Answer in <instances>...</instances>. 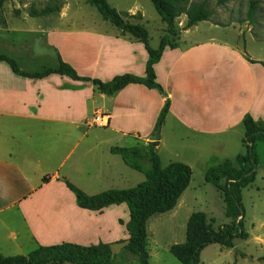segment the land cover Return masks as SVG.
Here are the masks:
<instances>
[{
  "label": "crops",
  "instance_id": "crops-1",
  "mask_svg": "<svg viewBox=\"0 0 264 264\" xmlns=\"http://www.w3.org/2000/svg\"><path fill=\"white\" fill-rule=\"evenodd\" d=\"M199 30L197 25L180 30L175 48L167 47L155 64L162 93L131 84L105 95L90 84L56 74L24 78L0 62L1 256L27 257L40 246L63 242L116 245L120 207L79 208L64 182L89 196L135 187L138 171L110 149L145 146L166 102L169 107L155 151L159 156L167 134L174 148L186 149L185 160L168 164L180 162L191 171L200 166L205 172L217 140L230 138L240 128L243 149L244 117L264 123V60L247 52L246 41L240 49L211 36L190 38ZM40 34L55 55L52 67L33 68L42 55L23 48L27 41L2 38L0 53L27 73L56 69L59 56L80 77L108 81L125 73L144 76L146 50L117 29L70 26L41 29ZM174 156L180 157L177 152ZM127 239L128 233L122 246Z\"/></svg>",
  "mask_w": 264,
  "mask_h": 264
},
{
  "label": "trees",
  "instance_id": "trees-1",
  "mask_svg": "<svg viewBox=\"0 0 264 264\" xmlns=\"http://www.w3.org/2000/svg\"><path fill=\"white\" fill-rule=\"evenodd\" d=\"M161 18V21L172 28L174 19L184 14L187 18L185 29L199 22L207 21L208 11L202 5L186 7L185 0H149ZM208 0H204L207 2ZM229 0H217L225 4ZM95 7L103 20L111 23L122 33L128 34L141 43L148 55L144 76L139 77L125 73L114 76L108 81L96 78L80 77L69 64L57 56L58 67L45 69L36 73H27L18 68L17 63L0 53V62H5L15 75L42 79L56 74L65 76L73 81L90 84L96 91L105 95H113L131 84H142L148 89H155L162 93V88L156 82L154 66L160 60L163 51L175 48L168 46L164 38L159 40L157 48L149 44V36L142 25H134L124 21L123 14L111 7L107 0H86ZM3 0H0V9ZM253 4V3H252ZM254 7H249L251 18ZM134 18V16H131ZM264 66V62L261 63ZM169 103L161 109L155 131L159 129L167 114ZM244 138L243 152L237 154L233 160H225L217 165L208 167L204 174L206 183L212 184L221 194L224 204V215L230 223L213 229L203 212H194L189 216L186 225L185 241L170 246L169 252L181 264H198L201 251L209 245L216 244L223 249L234 247L235 239H246L244 231V207L242 204V190L255 180L258 165L256 143L264 144V123L256 122L251 116L243 119ZM156 141L148 142L145 146L112 147L110 152L119 155L126 166L144 175L145 180L130 189H111L96 195H86L79 188L68 181L65 185L75 197L79 208L90 211H102L110 205L125 203L128 208L129 220L125 225L128 239L117 256L112 255L111 245L98 243L95 245H78L63 242L52 246H40L27 257H3L0 264H15L17 261L30 264H149L146 225L148 220L157 214L171 211L189 186L192 176L191 168L180 162H172L162 167L155 148ZM45 181V179H43ZM264 261V257L262 258Z\"/></svg>",
  "mask_w": 264,
  "mask_h": 264
},
{
  "label": "rangeland",
  "instance_id": "rangeland-1",
  "mask_svg": "<svg viewBox=\"0 0 264 264\" xmlns=\"http://www.w3.org/2000/svg\"><path fill=\"white\" fill-rule=\"evenodd\" d=\"M185 1L186 7L203 4L209 13L207 21L196 24L200 30L192 31L190 38L208 39L211 36L230 45L236 44L240 49L246 41L247 52L264 60V42H256L264 41V0H229L225 4H219L217 0ZM107 3L123 14L124 21L144 26L148 32L149 44L154 49L157 48L161 38L167 41L168 46L175 45L178 32L185 29L187 18L184 14L174 19V25L170 29L161 21L149 0H107ZM251 5L254 11L250 18L248 14ZM130 11H133V14H130ZM70 26L117 29L103 20L96 8L89 5L86 0H3L0 9V46L5 43L2 38L27 41L26 46L22 45L23 48L29 47L36 57L42 55L33 68L42 65L52 67L56 65L55 55L46 49L40 30ZM251 36L257 40H250ZM21 62H18L19 65L24 63ZM164 127L162 134L165 136L167 124ZM226 137L217 140L218 147H215L211 153L213 155L211 166L226 159L233 160L237 154L243 152L242 128L230 138ZM172 142L174 141L169 140L167 134L166 142L159 153L162 166H166L170 161L186 159L184 157L186 149L174 148ZM175 152L180 157L176 158ZM256 154L258 165L255 180L242 190L243 225L248 237L244 240L235 239L234 247L231 249H223L216 244L207 246L201 251L198 264H264L262 260L264 257V144L262 142L256 144ZM204 174L203 167H193L190 186L183 193L181 205L169 212L154 215L148 220L146 230L149 264H181L171 255L169 248L184 242L187 221L192 213L203 212L213 229L230 223V219L224 215L221 194L212 184L205 182ZM137 175L136 185L145 179L138 172ZM133 183V180L130 181V184ZM118 206L120 224L116 228L119 231L116 234L119 244L111 246L113 256H117L122 248L120 242L126 239L125 225L129 220L127 205L123 203L114 207Z\"/></svg>",
  "mask_w": 264,
  "mask_h": 264
},
{
  "label": "water",
  "instance_id": "water-1",
  "mask_svg": "<svg viewBox=\"0 0 264 264\" xmlns=\"http://www.w3.org/2000/svg\"><path fill=\"white\" fill-rule=\"evenodd\" d=\"M165 96V94H163ZM158 138V131H154L152 136L149 137L148 141L149 142H153V141H156ZM15 264H30L29 262H22V261H17L15 262Z\"/></svg>",
  "mask_w": 264,
  "mask_h": 264
}]
</instances>
